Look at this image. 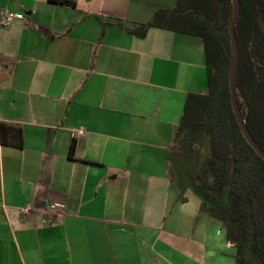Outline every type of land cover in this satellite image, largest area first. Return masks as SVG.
<instances>
[{
  "label": "crops",
  "instance_id": "crops-1",
  "mask_svg": "<svg viewBox=\"0 0 264 264\" xmlns=\"http://www.w3.org/2000/svg\"><path fill=\"white\" fill-rule=\"evenodd\" d=\"M73 1L0 0L22 15L0 25V121L24 140L0 142V264H235L200 219L165 227L174 127L207 88L200 38L127 31L176 0Z\"/></svg>",
  "mask_w": 264,
  "mask_h": 264
},
{
  "label": "trees",
  "instance_id": "trees-1",
  "mask_svg": "<svg viewBox=\"0 0 264 264\" xmlns=\"http://www.w3.org/2000/svg\"><path fill=\"white\" fill-rule=\"evenodd\" d=\"M74 5L73 0H51ZM234 26L239 61L236 74L238 106L254 140L264 150V0H239ZM232 0H176L171 9H158L146 23L127 31L143 38L156 27L200 38L207 88L187 94L173 143L189 132L203 130L210 143L206 171L197 172L200 191L223 200L226 239L237 249L235 264H264V160L241 133L229 92ZM22 128L0 121V142L23 147ZM74 143L69 156L73 155ZM209 178V179H208Z\"/></svg>",
  "mask_w": 264,
  "mask_h": 264
},
{
  "label": "rangeland",
  "instance_id": "rangeland-1",
  "mask_svg": "<svg viewBox=\"0 0 264 264\" xmlns=\"http://www.w3.org/2000/svg\"><path fill=\"white\" fill-rule=\"evenodd\" d=\"M173 150L168 162L170 173L174 176L171 181V208L166 210L165 227L175 219H200V229L210 237V242L216 241L218 234L225 243L226 223L223 220L224 199L211 200L200 191V183L196 178L197 172L206 171V161L210 157V143L203 130L188 132L178 143H173ZM209 179V178H208ZM120 180L110 182L114 188H120ZM196 213L197 216H196ZM225 225V226H224ZM225 257L235 261L237 249L214 247ZM224 252V253H223Z\"/></svg>",
  "mask_w": 264,
  "mask_h": 264
},
{
  "label": "water",
  "instance_id": "water-1",
  "mask_svg": "<svg viewBox=\"0 0 264 264\" xmlns=\"http://www.w3.org/2000/svg\"><path fill=\"white\" fill-rule=\"evenodd\" d=\"M232 3L233 10L227 23L231 47L230 64L228 69L230 101L242 135L244 136L246 141L251 145V147L255 150V152L264 160V150L260 147V145L254 140V138L250 134L247 125L244 121L243 115L238 106V100L236 95V74L238 70L239 52L234 26L239 15L240 4L239 0H232ZM258 23L262 32L264 33V24L260 18H258Z\"/></svg>",
  "mask_w": 264,
  "mask_h": 264
},
{
  "label": "built area",
  "instance_id": "built-area-1",
  "mask_svg": "<svg viewBox=\"0 0 264 264\" xmlns=\"http://www.w3.org/2000/svg\"><path fill=\"white\" fill-rule=\"evenodd\" d=\"M22 15L21 14H7L4 12L0 13V25L2 26H8L13 19H19L21 18ZM79 134L82 133V130L78 131ZM28 211H30V207H24L20 210L21 213H27Z\"/></svg>",
  "mask_w": 264,
  "mask_h": 264
}]
</instances>
